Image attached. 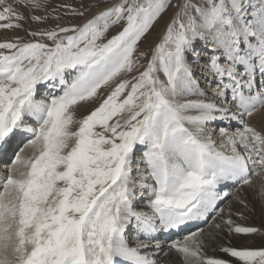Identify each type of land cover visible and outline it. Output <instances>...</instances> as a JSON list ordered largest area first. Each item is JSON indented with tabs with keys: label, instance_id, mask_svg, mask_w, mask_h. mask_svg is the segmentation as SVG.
I'll return each instance as SVG.
<instances>
[{
	"label": "snow or ice",
	"instance_id": "snow-or-ice-1",
	"mask_svg": "<svg viewBox=\"0 0 264 264\" xmlns=\"http://www.w3.org/2000/svg\"><path fill=\"white\" fill-rule=\"evenodd\" d=\"M0 31V264H264L233 203L264 214V0H0Z\"/></svg>",
	"mask_w": 264,
	"mask_h": 264
},
{
	"label": "rangeland",
	"instance_id": "rangeland-1",
	"mask_svg": "<svg viewBox=\"0 0 264 264\" xmlns=\"http://www.w3.org/2000/svg\"><path fill=\"white\" fill-rule=\"evenodd\" d=\"M94 2H95V0H83V3H85V4L94 3ZM108 2H111V0H108ZM51 3H52L53 6H55L57 4H63V3H72L74 5H78V4L81 3V0H51ZM99 10H100L99 8H94L91 12H89L88 17H86L85 19L90 18L92 15H94ZM165 19H167V17ZM69 21L71 23H76V24L83 23V20L75 19V18H64L62 20L63 23H68ZM27 26L28 25H25V27H27ZM33 27H35V26H33ZM162 31H163V22H161V24L156 27L155 31L152 32V34L148 37V39L143 44L140 45L141 50L142 51H148L149 47L151 45H153L157 41V38H158V36L160 35V33ZM16 35L23 36L24 33L23 32H15V33H13V32L0 31V41L4 40L6 37H13V36H16ZM257 200L258 199L255 197L254 198V202L256 203V205L258 203ZM260 203L261 202H259L258 204H260ZM262 215L263 214L260 212V217L259 218L257 217L256 221H254V223L257 224L258 226L261 223H264V219H263ZM261 219L263 221H261ZM244 222L248 223V221H244ZM209 252H211V250H209Z\"/></svg>",
	"mask_w": 264,
	"mask_h": 264
},
{
	"label": "bare ground",
	"instance_id": "bare-ground-1",
	"mask_svg": "<svg viewBox=\"0 0 264 264\" xmlns=\"http://www.w3.org/2000/svg\"><path fill=\"white\" fill-rule=\"evenodd\" d=\"M196 71H197V75H200L199 70L197 69ZM253 123L259 124V119H257L256 121H253ZM3 172H4V169L2 167H0V175H3ZM237 196H244V197H246L247 200L249 201V208L250 209H252L253 205H255L254 212L253 211H249V212L246 213V215L248 217L247 221H248L249 224L257 225V224L254 223V221H256V218L257 217L258 218L260 217L261 203L258 204L260 202V197L258 195H256V194H254V192H253L252 189H247L246 191H239V190H237V191H235L233 193V197H234L233 203H235V197H237ZM255 197L258 199L257 200V202H258L257 205L254 202V198ZM262 216H263V219H264V214ZM261 221H263V220L261 219ZM208 230H209V228H206L205 229V231H208ZM227 242H228L227 241V238H225V239L221 240L220 243L227 244ZM209 250H211V249H209ZM209 254H212V252H209ZM161 261H162V264H166L167 258L161 257Z\"/></svg>",
	"mask_w": 264,
	"mask_h": 264
}]
</instances>
